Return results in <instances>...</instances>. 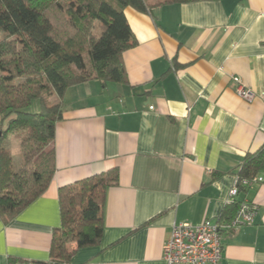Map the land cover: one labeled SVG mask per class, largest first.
Here are the masks:
<instances>
[{
  "label": "crops",
  "instance_id": "crops-1",
  "mask_svg": "<svg viewBox=\"0 0 264 264\" xmlns=\"http://www.w3.org/2000/svg\"><path fill=\"white\" fill-rule=\"evenodd\" d=\"M125 14L138 41L123 54L126 81L68 88L56 171L42 195L9 221L0 217V264L49 261L60 187L111 168L119 182L106 191L101 243L69 264H167L173 225L220 222L245 155L264 146V0L128 6ZM235 76L252 100L237 94ZM236 199L254 203L255 218L222 229L219 264H264V179Z\"/></svg>",
  "mask_w": 264,
  "mask_h": 264
},
{
  "label": "trees",
  "instance_id": "trees-1",
  "mask_svg": "<svg viewBox=\"0 0 264 264\" xmlns=\"http://www.w3.org/2000/svg\"><path fill=\"white\" fill-rule=\"evenodd\" d=\"M197 0H0V217L9 221L47 189L56 171V123L63 119V97L72 85L92 79L123 82L124 51L138 41L125 14L131 6L151 7ZM59 100L50 104L47 98ZM37 111H29L33 101ZM19 132L20 163L4 141ZM264 172V146L248 152L238 171L239 190ZM119 182L111 168L60 187L61 225L54 229L49 261L69 264L78 249L99 245L104 231L108 187ZM228 201L229 223L240 203ZM226 216V217H225ZM9 264H16L14 259Z\"/></svg>",
  "mask_w": 264,
  "mask_h": 264
},
{
  "label": "built area",
  "instance_id": "built-area-1",
  "mask_svg": "<svg viewBox=\"0 0 264 264\" xmlns=\"http://www.w3.org/2000/svg\"><path fill=\"white\" fill-rule=\"evenodd\" d=\"M237 94L250 101L255 92L246 87L240 77L235 76ZM153 108V106H151ZM263 176L258 175L252 181L243 180V184L252 185L261 182ZM239 180L230 190L229 200L239 193ZM257 206L254 203L243 201L227 224L215 222L209 218L202 223H176L173 225L172 235L164 245L163 257L167 264H219L223 252V228H234L254 221Z\"/></svg>",
  "mask_w": 264,
  "mask_h": 264
},
{
  "label": "rangeland",
  "instance_id": "rangeland-1",
  "mask_svg": "<svg viewBox=\"0 0 264 264\" xmlns=\"http://www.w3.org/2000/svg\"><path fill=\"white\" fill-rule=\"evenodd\" d=\"M5 36H6V32H4L3 30L0 29V40H3L5 38ZM56 101L57 100L54 99V96H52V95L47 98V102H49L50 104L55 103ZM38 109H39V101L35 100L28 107L27 110L34 112V111H37ZM1 129H3L2 125H0V130ZM7 137L6 138L8 139V142H6V139H5L4 144L8 148H10V150L14 154L15 160L17 161V159L19 157V153H17V148L20 149V147H21V138L19 137V132L8 133Z\"/></svg>",
  "mask_w": 264,
  "mask_h": 264
}]
</instances>
